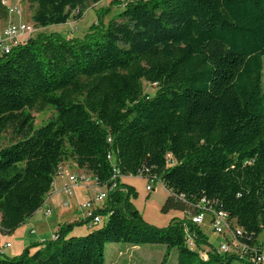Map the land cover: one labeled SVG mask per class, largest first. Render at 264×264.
<instances>
[{"label": "trees", "instance_id": "1", "mask_svg": "<svg viewBox=\"0 0 264 264\" xmlns=\"http://www.w3.org/2000/svg\"><path fill=\"white\" fill-rule=\"evenodd\" d=\"M102 1L27 0L35 30L80 20ZM263 57L264 0H112L81 38L39 34L0 55V136L17 138L0 148L1 233L43 207L70 162L98 187L114 169L159 180L173 198L165 207L225 213L250 248L203 260L207 238L191 220L148 225L119 180L97 211L102 228L72 236L83 221L59 225L16 256L2 249L0 264H104L106 246L118 243L162 245L166 257L175 249L176 264H260L251 248L264 232ZM36 108L55 115L34 128Z\"/></svg>", "mask_w": 264, "mask_h": 264}, {"label": "rangeland", "instance_id": "2", "mask_svg": "<svg viewBox=\"0 0 264 264\" xmlns=\"http://www.w3.org/2000/svg\"><path fill=\"white\" fill-rule=\"evenodd\" d=\"M7 1L10 5L18 7L21 10L22 19H25L28 24H31V15L33 13L34 7L29 5L27 0ZM111 1L112 0H103L102 2L96 5L89 3L86 5V9L83 12L80 20H75L71 18L65 25H54L46 29H37L35 30L33 36L39 34L47 35L51 33H57L66 39L81 38L87 32L88 28L95 22L96 11L100 8H107ZM121 11V6L113 7L110 10L109 15L104 19V23L112 19L114 16L118 15ZM14 18L15 17L11 19ZM11 19L3 10H0V25L2 26V28H0V32L7 26ZM262 65V89L264 91V57L262 58ZM142 87L144 94L149 97H152L156 91L154 87L147 85L145 82L142 83ZM30 115L33 118V127L38 128L44 125L48 120L53 118L55 114L49 108H36L30 111ZM15 141H17V138L12 134V131L8 129L0 136V148L6 147ZM67 164L71 163L69 162ZM66 169V177L73 174H80L78 169H76L75 167L71 169ZM122 179H124V182L130 185L129 187L131 189V194L129 195V202L135 208V210L138 212L139 216L145 223L154 228L161 229L167 227L170 224V221L173 219L191 220L192 223H194L201 230L202 234L207 238V243L209 245H202L200 247V250L198 251L199 253L201 251L200 255L203 256V253H205L206 251H218L220 244L223 242V239L213 232V229L210 224L211 216L208 212H201L198 215H194L192 211L186 209L185 205L183 208H181L180 205L177 207L173 205V207L171 208L165 207L172 197L169 191H167L162 186L159 180H149L146 177L140 175L129 176ZM55 183L58 184L60 183V181L56 180ZM147 187L149 188V190L147 189ZM73 191H75L76 193L75 196H73L72 198L65 194V199L70 203V207L68 208L66 206H63L62 203L61 207L57 209V211L60 209L61 212H63L64 210L67 213L61 215V218H56L54 215L47 219H50V223L52 224L51 230L54 229L53 227L56 226L57 221L61 225L65 223L70 224L68 223V221H73L74 219L79 222V216L76 215V211L74 214H72L73 210H75L72 207L76 206V202L74 203V198H80V194L83 196L82 198H84V196L87 197V194H83L84 188L80 186L75 187ZM89 191H91L90 193L93 198L97 194H99L101 190L100 188H92ZM59 201H57L56 203L58 204ZM68 202L66 203L68 204ZM48 204L52 207L55 205V203L53 204L52 202ZM41 209L45 212L46 208L42 207ZM48 209L51 210L52 208L48 207ZM42 210L41 212H39V214L37 213L33 216V220L41 218V216L43 215ZM106 221L107 218L102 217V222L98 226H94L92 228H87L86 225L75 227V232L72 234V236H83L92 231L100 229L105 225ZM40 226L41 224L39 223L35 226L37 233L40 232ZM79 230H82L83 232H79ZM6 235H10L9 237L11 239L10 241L12 242L13 247L10 254H7V252H5L4 255L6 257H13L17 253H19L16 251L19 247L21 238L18 232L15 235L14 233H8ZM41 239H44V241H48L49 234H47L46 236L30 237V239L28 240V244L35 241L40 242ZM258 241L262 246H264V232L259 236ZM118 252H120V254H118ZM164 258H167L166 261H164ZM176 261L177 251L175 249H172L169 255L166 257L165 247L162 245H141L137 248H134L129 244L118 243L107 245L104 254V264H176Z\"/></svg>", "mask_w": 264, "mask_h": 264}, {"label": "built area", "instance_id": "3", "mask_svg": "<svg viewBox=\"0 0 264 264\" xmlns=\"http://www.w3.org/2000/svg\"><path fill=\"white\" fill-rule=\"evenodd\" d=\"M0 8L3 9L10 19L15 17L14 19H11L7 26L0 32V55H7L14 47L25 44L33 38L35 29L32 23L28 24L25 19H22L21 10L16 6L10 5L7 0H0ZM107 159L112 162V155H108ZM62 168L63 165L58 168L57 174H60ZM119 180H121V177L115 169L113 170V176L106 184L108 186L103 187H98L96 180L90 174L85 172L78 175L73 174L68 177V181L63 188L64 193L68 196H71L72 189L82 185H90L93 186V188H100L101 190L95 197L89 198L80 203L76 209L79 217H81V221L85 223L87 228H92L101 224L102 216L98 215L97 211L101 208V204L107 199L108 192L117 188ZM147 189L149 190L148 187ZM63 206L69 207L66 202L63 203ZM201 210L202 212H208L210 214V224L213 232L223 239L218 251H216L217 253L233 254L241 257L247 250H250L249 246L241 241L243 237L242 231L237 228L233 222L228 220L225 213L215 212L213 210ZM51 215V210L48 208L45 209V218H50ZM105 218H107V216H105ZM187 245L189 248L196 250L194 241L189 236H187ZM9 247L10 244L8 243L3 246L0 244V253L2 252V249H8ZM208 252L209 251H206L202 256L200 255V251V258L207 260ZM251 252L254 254L257 253V256L255 255L254 257L257 263L264 264V246L259 243L258 239L257 243L251 248Z\"/></svg>", "mask_w": 264, "mask_h": 264}, {"label": "crops", "instance_id": "4", "mask_svg": "<svg viewBox=\"0 0 264 264\" xmlns=\"http://www.w3.org/2000/svg\"><path fill=\"white\" fill-rule=\"evenodd\" d=\"M120 1H122V0H120ZM0 28H2L1 25H0ZM66 168H68V169L74 168V165L73 164H67V163L63 164V168H62L60 174H57L56 177L54 178L52 188H51L50 192L48 193V195L46 196L45 203L43 205V208H46V209L48 207L52 208L51 209L52 210L51 217L55 215L56 218H61V215H64V214L67 213L64 210H63V212H61L60 209L57 211V209L61 207L62 203L68 202L65 199L66 195H65V193L63 191L64 185L67 183L68 177H69V176L66 177L67 176V172H66L67 169ZM78 171L80 172V174L83 173V171H81V170H78ZM56 180H59L60 183L56 184L55 183ZM120 182L125 184L126 186H130L128 183L124 182V179H121ZM80 187L84 188V191H83L84 193L83 194H85V195L87 194V197L84 196V198H82L83 196L80 194V196H79L80 198H78V199L74 198V203L76 202V206L72 207V208L75 209V210H73L72 214H74L75 211H77L76 209H77V207L79 206L80 203L88 200L89 198H92V195L90 193L91 191H89V190H91L93 188V186L84 185V186H80ZM73 190L74 189L71 190V196H70L71 198L73 196H75V193H76ZM57 201H59L60 203L58 202V204H57L56 203ZM79 201H81V202H79ZM50 202H52L53 204L55 203V205L53 207L50 206L48 204ZM68 205L70 207V203L69 202H68ZM41 210L42 209L38 210L35 214H37V213L39 214V212H41ZM76 213H77L76 215H78V212H76ZM47 219L48 218H45L44 211H43V215L41 216V218H39L37 220H33V217H32L29 220H27L22 226H20L17 230H15L13 232L14 235L18 232L19 236L21 238V241L19 243V247H18L16 252L20 253L24 248H26L27 246H29L31 244V243L28 244V240L30 239V237L46 236L47 234H49V240L52 239L53 234L55 233L56 229L61 224H59L58 221H57L56 222V226L53 227L54 229L51 230L52 224L50 223V219L49 220H47ZM78 219H79V221H81V219L79 217H78ZM77 222L78 221H76V219H74L73 221H68V223H70V224L77 223ZM38 223L41 224V226L39 227L40 228V232L39 233H37L36 228H35V226L38 225ZM54 224H53V226H54ZM74 230L75 229H73V231H72V233L70 235H72L75 232ZM79 232H83V231L79 230ZM11 235H13V234H11ZM9 236L10 235H6V234L1 233V230H0V243L2 245L6 244V243L10 244V248L5 249L4 250V254H5V252H7V254H10L11 250H12V247H13L12 242L10 241L11 239H10ZM75 236H79V235H75ZM41 238H44V237H41ZM43 241H44V239H41L40 242H43ZM35 242H38V241H35ZM32 243H34V242H32ZM134 248H137V247H134ZM19 253H17L16 255H18ZM118 254H120V252H118Z\"/></svg>", "mask_w": 264, "mask_h": 264}]
</instances>
